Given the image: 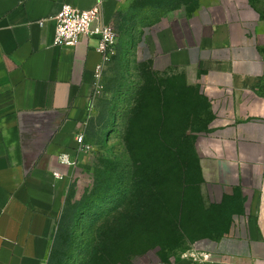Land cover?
Wrapping results in <instances>:
<instances>
[{"label": "crops", "instance_id": "crops-1", "mask_svg": "<svg viewBox=\"0 0 264 264\" xmlns=\"http://www.w3.org/2000/svg\"><path fill=\"white\" fill-rule=\"evenodd\" d=\"M132 1L0 0V264H47L75 169L59 157H75L97 90L95 39L53 47V18L63 4L99 6L100 21L120 33ZM137 49L153 74L179 78L222 113L195 150L205 185H224L231 175L249 190L250 170L264 175V0H201L190 14L172 10L144 31ZM260 190L234 205L240 213L221 236L181 264H264Z\"/></svg>", "mask_w": 264, "mask_h": 264}, {"label": "rangeland", "instance_id": "rangeland-1", "mask_svg": "<svg viewBox=\"0 0 264 264\" xmlns=\"http://www.w3.org/2000/svg\"><path fill=\"white\" fill-rule=\"evenodd\" d=\"M200 3L133 0L123 11L116 54L89 112L90 152L65 188L50 264H181L196 243L225 232L240 213L234 205L255 188L264 221L261 168L250 170L243 191L231 175L224 185H205L199 173L194 153L220 110L210 111L179 78L153 74L137 49L144 31L167 13L190 14Z\"/></svg>", "mask_w": 264, "mask_h": 264}, {"label": "built area", "instance_id": "built-area-1", "mask_svg": "<svg viewBox=\"0 0 264 264\" xmlns=\"http://www.w3.org/2000/svg\"><path fill=\"white\" fill-rule=\"evenodd\" d=\"M53 20L55 22L53 47L74 48L83 39H95V50L101 55V62L94 71L96 88L98 89L104 70L116 54L117 34L114 26L100 21L99 6L89 10H79L72 5L63 4ZM76 143L75 157H59L61 163L71 168H76L81 163V157L90 152L84 135H79L76 138ZM59 177L62 178V176ZM210 245L211 241L196 243L192 249L182 255V260L194 259Z\"/></svg>", "mask_w": 264, "mask_h": 264}, {"label": "trees", "instance_id": "trees-1", "mask_svg": "<svg viewBox=\"0 0 264 264\" xmlns=\"http://www.w3.org/2000/svg\"><path fill=\"white\" fill-rule=\"evenodd\" d=\"M184 138H185V135H184ZM195 154V153H194ZM55 248H57L56 247V242H55V237H54V240H53V246H52V251H51V253H50V256H49V258H48V261H47V264H50V262L53 260H55L54 258H53V251L55 250Z\"/></svg>", "mask_w": 264, "mask_h": 264}]
</instances>
